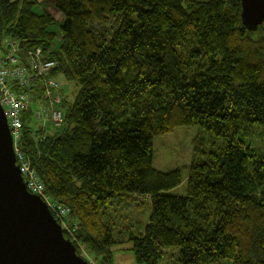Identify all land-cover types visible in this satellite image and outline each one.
<instances>
[{
  "label": "trees",
  "instance_id": "trees-1",
  "mask_svg": "<svg viewBox=\"0 0 264 264\" xmlns=\"http://www.w3.org/2000/svg\"><path fill=\"white\" fill-rule=\"evenodd\" d=\"M47 1L62 21L36 0H0V43L41 48L57 64L51 77L77 87L73 101L68 89L60 97V129L30 109L20 140L77 241L110 264L120 243L107 210L148 198V222L129 239L138 263L264 264V152L239 137L264 128V24L248 30L241 0ZM191 126L222 147L193 162L185 196H173L183 176L153 167L154 139Z\"/></svg>",
  "mask_w": 264,
  "mask_h": 264
},
{
  "label": "water",
  "instance_id": "water-1",
  "mask_svg": "<svg viewBox=\"0 0 264 264\" xmlns=\"http://www.w3.org/2000/svg\"><path fill=\"white\" fill-rule=\"evenodd\" d=\"M250 31L264 24V0H241ZM0 264H89L64 237L47 205L27 191L0 106Z\"/></svg>",
  "mask_w": 264,
  "mask_h": 264
},
{
  "label": "built area",
  "instance_id": "built-area-1",
  "mask_svg": "<svg viewBox=\"0 0 264 264\" xmlns=\"http://www.w3.org/2000/svg\"><path fill=\"white\" fill-rule=\"evenodd\" d=\"M0 46V106L11 132L14 155L27 191L38 196L47 205L62 232L66 234V239L75 246L79 245L75 226L70 227L69 224V210L51 200L28 156L20 147L23 118L30 109L35 121L42 127L49 123L56 126L63 124L64 110L58 105L65 90L62 81L51 77L57 64L47 60L48 53L41 48L23 50L19 41L8 37L3 39ZM88 263L93 264L91 261Z\"/></svg>",
  "mask_w": 264,
  "mask_h": 264
},
{
  "label": "rangeland",
  "instance_id": "rangeland-1",
  "mask_svg": "<svg viewBox=\"0 0 264 264\" xmlns=\"http://www.w3.org/2000/svg\"><path fill=\"white\" fill-rule=\"evenodd\" d=\"M36 1L39 3L40 9H44L52 15L56 23L62 21V16L54 10L50 1ZM53 30L56 31L57 28L53 27ZM64 83L66 84V82H63V89L71 91L72 94L68 95V99L73 101L77 92V87L68 82L65 88ZM68 93L69 92H65V94ZM62 125L56 126L49 123L45 126L47 129H45L52 133L55 129H60ZM239 137L245 141L246 144L251 146L253 150L260 153L264 152V128L259 126L249 127L248 131L241 130L239 132ZM221 147V140L214 139L211 135L197 126L178 128L173 133L159 136L154 139L153 167L164 173L177 169L180 170L184 183L182 186L170 191L169 194L184 197L188 168L193 162H207L210 155L212 153H218ZM29 162H31L30 159ZM66 209L68 208L66 207ZM107 215L109 220L113 221L115 225V235L116 230L117 233H119L116 237L120 243L111 250L110 264H141L135 259V254L131 250L129 239L143 232V228L151 215L150 200L148 198L124 199L122 202L115 203L111 206L107 210ZM68 219L70 226H77V221L74 218L72 219L70 210ZM75 230L77 231V228H75ZM78 244L79 245L76 244V246L80 252V256H84L87 261H91L93 264H98L84 246L79 242ZM160 261L161 262L157 264H175L174 259L169 256H164V259ZM217 264H232V262L225 260Z\"/></svg>",
  "mask_w": 264,
  "mask_h": 264
},
{
  "label": "clouds",
  "instance_id": "clouds-1",
  "mask_svg": "<svg viewBox=\"0 0 264 264\" xmlns=\"http://www.w3.org/2000/svg\"><path fill=\"white\" fill-rule=\"evenodd\" d=\"M75 246V245H74ZM76 248V247H75ZM84 259V258H83ZM85 260V259H84ZM87 261V260H86ZM88 262V261H87Z\"/></svg>",
  "mask_w": 264,
  "mask_h": 264
}]
</instances>
